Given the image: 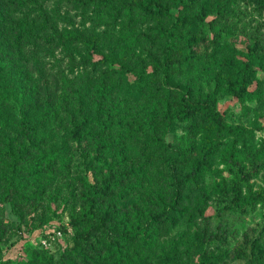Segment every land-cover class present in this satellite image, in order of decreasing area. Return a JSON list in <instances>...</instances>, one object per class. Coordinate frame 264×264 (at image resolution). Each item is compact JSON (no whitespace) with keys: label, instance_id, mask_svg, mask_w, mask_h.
Instances as JSON below:
<instances>
[{"label":"rangeland","instance_id":"374dc122","mask_svg":"<svg viewBox=\"0 0 264 264\" xmlns=\"http://www.w3.org/2000/svg\"><path fill=\"white\" fill-rule=\"evenodd\" d=\"M40 1L52 14H60L61 28H77L85 36L98 38L94 60L101 64L97 78L105 71L111 77L122 76L121 89L113 90L109 97L111 105L121 108L103 118L112 130L85 141L83 154L74 148L72 173L88 170L90 179L94 181L96 176L100 188L105 179L122 180L126 185L131 178L129 171L150 156V167L143 176L144 199L164 197L167 203L176 189L179 196L191 198V202L180 205L189 212L182 221L155 231L151 243L157 249L148 264H162L164 259H178L182 264H264V0H187L185 8L178 5L180 0H165L172 15L169 18L141 12L137 7L140 0ZM181 12L197 21L194 27L178 33L189 40L180 43L177 67L168 81L162 69L166 61L164 34L174 21L172 17ZM80 47L84 53L86 45ZM44 50L33 54L29 48L17 51L23 60L18 62L21 70L22 62L32 67L38 59L46 70L51 65L56 70L66 67L68 58L60 60L59 53L50 57ZM248 67L252 70L246 89L249 95L245 97L239 95L238 87ZM10 69L1 71L4 77ZM106 81L112 85L116 80ZM168 82L190 85L193 99L201 103L210 100L226 125V130L219 131L216 125L201 119L176 120L165 140L175 151L183 148L188 152L180 162L174 161L176 156L170 160V155L152 153L156 145L153 130L159 129L162 115L167 114L160 98L162 84L171 86ZM96 87L97 83L92 92ZM169 101L173 111L175 100ZM39 102L37 111L44 107L43 98ZM21 115L22 106L15 98L0 106L3 119L18 120ZM101 128L96 127L94 132L99 133ZM5 130L17 134L13 125ZM101 160L106 165L99 163ZM195 168L198 171L193 180ZM6 169L0 163V198L5 192L1 176ZM74 178L46 175L35 183L27 176L28 185L21 194L32 199L23 202L16 198L0 204V220L9 224L0 261L30 263L33 258L51 256L58 260L71 252L77 229L65 205L75 192ZM119 194L114 190L105 199V207L115 205ZM246 198L253 201L241 203ZM133 201H138L137 195ZM157 203L150 206L151 214L166 216L170 209L180 216L171 205L166 209L160 201ZM125 212L118 206L108 226L114 239L134 224L124 218ZM96 224L97 220L92 221L84 230Z\"/></svg>","mask_w":264,"mask_h":264},{"label":"trees","instance_id":"16d2710c","mask_svg":"<svg viewBox=\"0 0 264 264\" xmlns=\"http://www.w3.org/2000/svg\"><path fill=\"white\" fill-rule=\"evenodd\" d=\"M164 1L140 0L137 7L145 14H158L169 18L172 15ZM178 5L187 7V0H180ZM15 14L18 16L15 17ZM172 18L174 21L167 30L168 33L164 34L166 61L162 65L168 81L172 77V69L177 67L179 51L181 52L180 43L189 40H184L178 33L181 34L183 28L194 27L197 21L182 12ZM59 21L60 14L49 12L43 1L0 0V104L15 98L20 101L23 112L18 120L8 117L3 119L0 116V163L7 166L6 172L1 176L5 192L0 198V204L14 202L16 198L23 202L32 199L21 194L28 185L25 179L27 176L34 178L35 183L46 175L75 176L72 184L75 192L70 195L65 205L71 212V223L77 229L74 247L58 260L52 256L36 257L30 263L0 261V264H148L153 259L152 253L157 249L151 243L155 231L160 226L175 225L182 221L189 212L187 207L181 209L180 205L184 201L191 202V198L179 196L180 190L176 189L167 203L164 197L144 199L143 176L150 167V156H146L129 171L131 178L126 185L122 180L105 179L100 188L96 176L94 181L91 180L88 170L72 173L76 160L74 150L77 149V152L83 154L82 144L85 141L91 142L98 135L103 137L107 131L112 130L111 124H105L103 118L104 115L108 116L113 110L121 108L116 109L111 105L109 97L113 90L121 89L122 76L112 74L111 77V73L105 71L97 78L101 64L100 60H94V55L99 49L98 38L85 36L77 28L63 29ZM80 45H86L84 53L80 52ZM26 48H29L32 54L43 48L50 57H56L59 53L62 56L60 60L68 58V63L59 70L55 69V65L46 70L39 59L31 63L32 67L22 62L24 71L27 69L24 73L18 64L23 60L17 51L21 53ZM9 67V74L4 77L1 71H8ZM127 69L131 70L130 67ZM251 70L252 68L248 67L241 77L239 95H249L246 89L250 83ZM148 74L145 73V76ZM154 75L156 73H151V76ZM108 78L116 80L115 83L108 85ZM95 83L98 87L92 92ZM168 83L171 86L162 84L160 98L167 114L162 115L159 129L155 127L153 130L156 145L152 153L162 154L164 157L170 155V160L176 156L174 161L180 162L188 152L183 148L175 151L165 140V135L176 120L196 122L201 119L205 123L216 125L219 131L226 130V125L210 100L201 103L193 99L190 85ZM12 84L16 87L12 88ZM40 98H43L44 107L37 111ZM170 99L175 100L173 111ZM122 120L120 117L119 121ZM12 125L17 129L16 135L5 130ZM99 126H102L101 131L94 132ZM101 137L99 139H102ZM93 161L94 159L90 160L89 164ZM99 163L105 164L104 160ZM197 171V168L193 170V180ZM114 190L120 193L119 199L115 201V205L105 207V199L109 198ZM135 195L138 196L136 203L133 201ZM179 198H182L181 201ZM251 199L246 198L241 203L253 201ZM158 201L166 209L171 205L180 216H175L170 209L166 216L151 214L150 206L158 205ZM118 206L120 210H126L124 218L128 223L134 221V224L131 223L132 227L122 231L120 236L116 234L117 239H114L108 232V226L113 221ZM95 220V227L84 230V226ZM8 225L5 220H0V251ZM217 237H220L219 234ZM92 238H95V242H92ZM162 261V264H182L178 259Z\"/></svg>","mask_w":264,"mask_h":264},{"label":"built area","instance_id":"2783aa9c","mask_svg":"<svg viewBox=\"0 0 264 264\" xmlns=\"http://www.w3.org/2000/svg\"><path fill=\"white\" fill-rule=\"evenodd\" d=\"M44 243H47V240H45Z\"/></svg>","mask_w":264,"mask_h":264}]
</instances>
